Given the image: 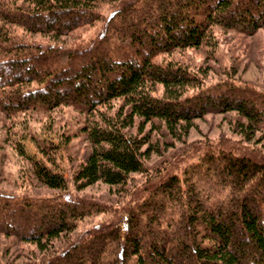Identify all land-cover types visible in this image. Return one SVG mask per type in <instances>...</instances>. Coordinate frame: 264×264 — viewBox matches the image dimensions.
<instances>
[{
  "label": "trees",
  "instance_id": "16d2710c",
  "mask_svg": "<svg viewBox=\"0 0 264 264\" xmlns=\"http://www.w3.org/2000/svg\"><path fill=\"white\" fill-rule=\"evenodd\" d=\"M97 21V35L73 47L7 38L9 23L63 35ZM213 25L251 34L264 25V0L0 3V110L71 105L83 114L80 130L90 143L73 171L76 188L101 181L120 191L119 202L143 197L120 251L110 221L77 231L78 221L111 203L72 196L61 172L34 161L37 180L62 197L0 192V232L46 252L62 239L35 264H264V159L222 146L190 163L183 178L164 172L126 187L132 174L147 175V133L129 134L134 122L156 120L172 134L208 112L235 111L244 131L264 139V89L224 81L188 92L198 88L195 75L171 56L212 44Z\"/></svg>",
  "mask_w": 264,
  "mask_h": 264
},
{
  "label": "rangeland",
  "instance_id": "374dc122",
  "mask_svg": "<svg viewBox=\"0 0 264 264\" xmlns=\"http://www.w3.org/2000/svg\"><path fill=\"white\" fill-rule=\"evenodd\" d=\"M0 3L16 6L20 5L22 0H0ZM101 24L97 21L67 34L53 35L31 32L9 23L10 34L7 38L26 43H53L73 47L94 38ZM211 29L212 44L172 52L174 61H178L195 75L198 88L193 86L188 92L209 90L224 81L263 90L264 25L251 34L219 25H213ZM161 92V86L157 85L156 94L160 95ZM119 103L120 100H114L112 106L117 107ZM82 116L83 114L71 105H58L50 109H27L9 116L0 110V192L19 196L53 194L61 198L60 190L47 188L35 177L33 162H43L66 177L67 190L72 196H84L91 201L111 203L107 207H112V210L107 208L104 212L86 216L78 221L77 231L86 229L87 226L89 228L98 221H110L119 231L118 249L122 251L128 219L139 209L143 197H124L122 194L121 199L124 197V200L119 202L117 193L120 191L101 181L82 189L76 188L73 183V171L90 147L86 134L80 130L83 124L80 119ZM237 119L239 117L235 111L208 112L202 117L194 118L185 126L174 129L172 134L156 120L129 125L127 130L133 136L147 133V173H144L147 175L132 174V182H127L126 187L141 184L146 179L144 176H151L155 181V176L164 172L183 178L190 163H200L204 153L217 151L222 146H231L234 150L241 149L242 152L264 159V139L261 133L244 131ZM61 240L60 238L54 241V247H47L46 252L33 242L22 241L0 232V264H35L37 259L51 254L55 246L61 245ZM118 264H122L121 259Z\"/></svg>",
  "mask_w": 264,
  "mask_h": 264
},
{
  "label": "bare ground",
  "instance_id": "6f19581e",
  "mask_svg": "<svg viewBox=\"0 0 264 264\" xmlns=\"http://www.w3.org/2000/svg\"><path fill=\"white\" fill-rule=\"evenodd\" d=\"M76 120H78V119H76Z\"/></svg>",
  "mask_w": 264,
  "mask_h": 264
}]
</instances>
